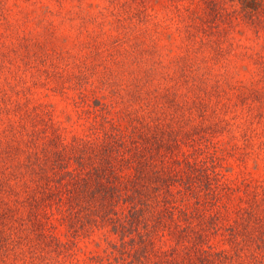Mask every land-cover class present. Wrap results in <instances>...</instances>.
Segmentation results:
<instances>
[{
    "label": "rangeland",
    "instance_id": "1",
    "mask_svg": "<svg viewBox=\"0 0 264 264\" xmlns=\"http://www.w3.org/2000/svg\"><path fill=\"white\" fill-rule=\"evenodd\" d=\"M96 167L112 212L68 226L42 189ZM147 197L172 208L169 259L228 249L234 227V263L264 264V0H0V264H99Z\"/></svg>",
    "mask_w": 264,
    "mask_h": 264
},
{
    "label": "trees",
    "instance_id": "2",
    "mask_svg": "<svg viewBox=\"0 0 264 264\" xmlns=\"http://www.w3.org/2000/svg\"><path fill=\"white\" fill-rule=\"evenodd\" d=\"M82 163L83 161L81 159L79 164ZM100 168L101 167L95 168V175L97 177H94L93 183L90 185L89 183L91 180H88V178H91V176L86 178L78 177L81 179L79 180L77 177H75L76 174L72 172L71 169H66L64 176H61V178L58 179L56 185L53 187L48 185L42 189V192L47 189L45 194L48 195L49 199L53 197L52 195L56 194L55 196H57L60 202L64 203V206H66L65 208L70 211L69 214L80 215L75 217V220L72 219L74 216L66 219L68 226L75 225L78 220L81 223H79V226H85L84 224L91 223L92 220L98 221L97 213L104 217L107 214H110V211L112 212V208L115 205V203L113 204L112 202V194L117 189V184L112 182L113 180H104L101 178L104 174H107L108 176L109 172L106 168ZM136 170V174L140 176V168L136 167ZM77 181H81V183H77ZM134 184L137 185V187L134 189L135 192H146V190L150 188V190L148 189L147 192L153 191V194H157L162 190H167L169 186L166 184V187L164 188L162 183L155 182L150 183L153 185L152 187H146L142 182L137 180L134 182ZM75 185H79L80 189L78 191L83 192L84 190H88L91 195V199L94 198L92 201H95L98 196L95 206L97 211L85 212V215H82L80 210L86 208L87 204L91 205L93 202L89 201L88 199L75 197ZM88 185L91 186L89 189ZM65 195L66 197H64ZM127 199L133 200L131 196ZM146 200L149 201L148 197L147 199L142 198L138 201L134 200L129 206V210L127 211L128 213H124L123 219L118 223H112V229L114 232H116L118 241H114L111 247L112 250H109L111 258L103 260L102 257L99 256V264H114V261H119L120 259L124 260L125 258L129 264H180L178 259H169L173 256H170L169 252L171 254L173 253L175 245H172L169 250H167L168 252H166V250L160 251L157 249V247H155L158 240V234L162 232V229L166 228V218L170 220V217L172 216V208L166 207V211L161 209L153 210L146 207ZM114 202L117 203V198ZM183 213L186 214L185 212ZM0 215V225L2 224L4 226L3 221L6 220L5 216H7V213H1L0 210ZM78 228L79 227H76L75 229ZM80 229L85 232L84 228L80 227ZM231 236H233L232 239L234 241H231L232 246L230 248L220 249L218 251H209L211 253L206 255V257H201L200 259H188L190 262H187L186 264H235L234 259L240 257L242 250L244 249L241 245H239L240 241L238 239L235 240V237L238 238L239 233H237L236 228L234 227H231ZM151 251H153L155 255L153 258L151 257ZM160 253L163 255L159 256Z\"/></svg>",
    "mask_w": 264,
    "mask_h": 264
}]
</instances>
